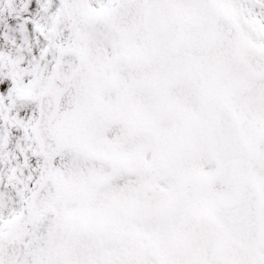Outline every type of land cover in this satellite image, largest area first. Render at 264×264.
Here are the masks:
<instances>
[{"label": "snow or ice", "instance_id": "1", "mask_svg": "<svg viewBox=\"0 0 264 264\" xmlns=\"http://www.w3.org/2000/svg\"><path fill=\"white\" fill-rule=\"evenodd\" d=\"M0 264H264V0H0Z\"/></svg>", "mask_w": 264, "mask_h": 264}]
</instances>
